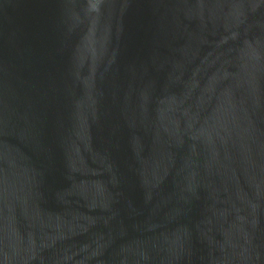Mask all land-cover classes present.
I'll use <instances>...</instances> for the list:
<instances>
[{"label":"water","instance_id":"95a60500","mask_svg":"<svg viewBox=\"0 0 264 264\" xmlns=\"http://www.w3.org/2000/svg\"><path fill=\"white\" fill-rule=\"evenodd\" d=\"M0 264H264V0H0Z\"/></svg>","mask_w":264,"mask_h":264}]
</instances>
